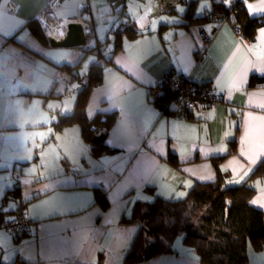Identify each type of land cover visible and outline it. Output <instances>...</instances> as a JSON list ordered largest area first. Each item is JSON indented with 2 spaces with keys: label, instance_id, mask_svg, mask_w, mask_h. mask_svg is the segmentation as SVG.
Returning <instances> with one entry per match:
<instances>
[{
  "label": "crops",
  "instance_id": "crops-1",
  "mask_svg": "<svg viewBox=\"0 0 264 264\" xmlns=\"http://www.w3.org/2000/svg\"><path fill=\"white\" fill-rule=\"evenodd\" d=\"M46 1L0 0V220L15 218L23 205L21 214L36 222L21 234L0 226V264H202L184 235L172 251L125 263L137 231L130 219L137 202L184 199L218 172L230 186L253 189L251 203L264 211V170L253 176L264 160V25L250 42L226 21L184 26L190 0H67L42 26ZM211 8L212 0H198L196 15ZM246 9L262 17L264 0ZM68 16L84 26L85 45H46L28 27L36 21L57 38L50 26ZM125 28L139 36L123 35L104 63H92L105 66L87 98L88 117H113L101 142L112 151L95 156L78 125L59 131L55 124L74 112L87 83L88 72L79 74L89 55L82 48L98 46L103 34L104 44L115 42ZM64 64L71 70L60 69ZM173 71L215 86L219 103L184 121L175 105L162 111L149 89ZM234 139L236 153L216 168ZM169 153L181 169L167 163ZM95 189L106 192L107 209ZM246 264H264V252L248 245Z\"/></svg>",
  "mask_w": 264,
  "mask_h": 264
},
{
  "label": "trees",
  "instance_id": "trees-1",
  "mask_svg": "<svg viewBox=\"0 0 264 264\" xmlns=\"http://www.w3.org/2000/svg\"><path fill=\"white\" fill-rule=\"evenodd\" d=\"M197 1L190 0L184 26L207 24L217 21V15H225L223 20L218 21H226L242 33L243 39L253 42L257 30L264 25V16L251 17L246 9V3L252 0L228 2L212 0V8L202 16L196 15ZM28 27L38 40L46 45L49 44L48 36L36 21L30 22ZM123 35L132 39L139 36V33L132 28L117 31L113 42L116 48H120L121 45L117 42L121 41ZM100 45L101 43L94 48L84 46L82 49L85 54H92ZM97 53L102 55L101 51ZM104 66L97 63L90 66L87 83L78 95L74 112L69 115H59V120L55 124V128L59 131L68 126L78 125L81 128L82 139L90 145L95 156L105 151H112L104 143H93L92 138L99 128H109L113 117L100 115L90 119L87 114V98L91 90L102 83ZM80 67L81 65L76 66L78 69ZM71 68L65 64L60 67L68 71ZM173 74L182 80L184 86L192 83L182 74L174 71L163 76L159 85L160 93L153 100L162 111L171 105L177 108L175 102L171 104L174 96L170 80ZM73 77L76 78L77 74H73ZM254 80L255 77L250 85L254 84ZM237 144L236 139L228 143V153L215 161L216 168L229 155L236 153ZM166 161L174 169H181L184 166L179 157L173 153L166 156ZM263 170L264 160L253 176L262 174ZM13 191H18V188ZM94 193L100 207L103 210L107 209L110 204L106 192L95 189ZM254 194L255 191L245 184L228 185L218 172L215 180L196 183L184 199L157 198L152 203L137 202L130 219L137 224V231L133 243L126 252L125 263L148 260L158 254L172 251L173 240L178 235H184L185 242L194 248L202 264H246L248 245H251L255 251L264 252V211L251 203ZM24 209L23 205L20 206L16 215L23 213ZM4 222L0 220V226Z\"/></svg>",
  "mask_w": 264,
  "mask_h": 264
},
{
  "label": "built area",
  "instance_id": "built-area-1",
  "mask_svg": "<svg viewBox=\"0 0 264 264\" xmlns=\"http://www.w3.org/2000/svg\"><path fill=\"white\" fill-rule=\"evenodd\" d=\"M67 0H47L46 1V12H43L38 16L39 22L42 26L47 24L46 15H50L55 10L60 7ZM16 7L13 8L15 12ZM218 20H223L225 15H217ZM74 17L68 16L64 19H60L55 26H50L52 30L56 31V40L63 38L67 32V26L70 22H73ZM46 23V24H45ZM239 35L243 38V35L238 31ZM202 39L206 42L209 39V34L205 31L200 33ZM161 78L159 82L152 88L149 89V96L152 100H155L159 93V85L162 83ZM170 86L173 91V99L171 104L175 102L177 108L175 115L181 120H188L191 116L192 111L206 110L208 108L216 106L220 101V96L213 85L207 84H192L189 83L184 86L182 80L173 74L170 80ZM3 228L15 232V233H25L36 227V222L26 217L24 214H19L17 217L11 219L10 221L4 222L2 224Z\"/></svg>",
  "mask_w": 264,
  "mask_h": 264
},
{
  "label": "water",
  "instance_id": "water-1",
  "mask_svg": "<svg viewBox=\"0 0 264 264\" xmlns=\"http://www.w3.org/2000/svg\"><path fill=\"white\" fill-rule=\"evenodd\" d=\"M82 23L73 21L67 26V32L65 36L59 40H56L52 36H48V40L53 47H75L86 44V33ZM107 134V128L101 127L93 135L92 142L99 144L104 141Z\"/></svg>",
  "mask_w": 264,
  "mask_h": 264
},
{
  "label": "rangeland",
  "instance_id": "rangeland-1",
  "mask_svg": "<svg viewBox=\"0 0 264 264\" xmlns=\"http://www.w3.org/2000/svg\"><path fill=\"white\" fill-rule=\"evenodd\" d=\"M106 30V29H105ZM111 33V32H110ZM109 33V34H110ZM107 34H103L101 36V45H100V49L97 48V50L99 49L102 52L103 57H99L98 53L96 54H89L83 61L82 63V67L79 69V74L82 75L83 77H85V74H87L89 66L94 63V62H99V63H104L103 61L105 60V58H108L109 55V51H111L112 46H114L113 42L109 41L108 43L104 44L103 41L106 40ZM111 38H113L112 36H110ZM56 50V49H55ZM76 85H78V83H76ZM179 119V118H178ZM181 120V119H179ZM184 121V120H182ZM230 185V183L228 184ZM179 242V241H176ZM178 244V243H177ZM177 244H175V246H177Z\"/></svg>",
  "mask_w": 264,
  "mask_h": 264
},
{
  "label": "snow or ice",
  "instance_id": "snow-or-ice-1",
  "mask_svg": "<svg viewBox=\"0 0 264 264\" xmlns=\"http://www.w3.org/2000/svg\"><path fill=\"white\" fill-rule=\"evenodd\" d=\"M253 11H255V9H253Z\"/></svg>",
  "mask_w": 264,
  "mask_h": 264
},
{
  "label": "clouds",
  "instance_id": "clouds-1",
  "mask_svg": "<svg viewBox=\"0 0 264 264\" xmlns=\"http://www.w3.org/2000/svg\"><path fill=\"white\" fill-rule=\"evenodd\" d=\"M10 221V220H9Z\"/></svg>",
  "mask_w": 264,
  "mask_h": 264
}]
</instances>
